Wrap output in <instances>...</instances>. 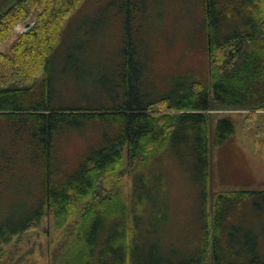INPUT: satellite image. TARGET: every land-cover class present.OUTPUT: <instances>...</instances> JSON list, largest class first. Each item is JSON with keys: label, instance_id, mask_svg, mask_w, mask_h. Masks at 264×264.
<instances>
[{"label": "trees", "instance_id": "1", "mask_svg": "<svg viewBox=\"0 0 264 264\" xmlns=\"http://www.w3.org/2000/svg\"><path fill=\"white\" fill-rule=\"evenodd\" d=\"M84 1L9 0L0 8L2 43L34 6L41 7L36 23L14 41L10 53L0 52V158L12 144L26 147L35 182L17 188L39 195L32 212L0 223V264H13L15 257L2 244L15 235L20 241L44 217L56 230L66 225L52 264H264L257 251H222L228 221L264 191L210 192L211 144L233 140L237 121L220 117L211 132L207 112L264 110V0H199L208 58L205 80L190 79L176 93L145 102L127 83L121 93L116 88V93L88 96L96 97L95 106H61L50 82V59L66 21ZM129 9L122 10L124 18ZM122 25L129 29L126 19ZM124 35L122 56L129 64L132 33ZM130 77L126 72L128 82ZM71 140L82 146L73 155L67 150ZM169 152L185 164L198 217L188 238L170 242L175 250L163 243L166 249L158 252L160 246L146 234L153 219L165 227L166 218L152 208L149 195L157 187L152 172L162 163L158 159ZM125 171L130 175L127 192L118 179Z\"/></svg>", "mask_w": 264, "mask_h": 264}, {"label": "rangeland", "instance_id": "2", "mask_svg": "<svg viewBox=\"0 0 264 264\" xmlns=\"http://www.w3.org/2000/svg\"><path fill=\"white\" fill-rule=\"evenodd\" d=\"M7 2L0 0V8ZM198 4L199 0H85L66 21L61 41L51 55L49 77L56 104L95 106L92 98L96 97L88 96L119 90L121 93L127 83L145 102L176 93L177 87L190 79L205 80L208 58ZM125 8H130L127 18L122 14ZM40 10L41 7L34 6L28 18L14 26L10 38L0 43V52L10 53L14 41L24 33L25 23L32 22ZM124 19L129 29H124ZM126 31L132 33L128 40L134 50L129 64L122 56ZM126 72L131 73L129 82ZM207 112L211 132L220 117L230 116L237 121L233 140L220 147L211 144L210 192L264 191V110L251 113L212 108ZM80 143L68 142L70 155L82 147ZM27 151L26 147L12 144L0 158V223L11 221L16 214L32 212L39 201V195L17 188L35 182L36 173ZM158 161L162 163L152 172L157 187L149 196L153 195L152 208L165 216V227L157 218L153 219L146 236L150 243L160 246L159 252L166 249L163 243L181 240L176 237L188 238L189 226L198 216L196 192L184 175L183 160L169 152ZM129 177L126 171L118 176L126 183L124 192L128 190ZM146 209L150 211L151 207ZM240 212L228 221V239L223 241L222 251L228 255L257 251L264 261V196L256 195ZM65 227L56 230L53 221L44 217L39 227L24 234L20 241L15 235L1 248L15 255L13 264H52V252ZM170 247L175 250L173 243ZM13 249L16 251L11 253Z\"/></svg>", "mask_w": 264, "mask_h": 264}, {"label": "water", "instance_id": "3", "mask_svg": "<svg viewBox=\"0 0 264 264\" xmlns=\"http://www.w3.org/2000/svg\"><path fill=\"white\" fill-rule=\"evenodd\" d=\"M35 23H36V18H34V20L32 22H26L25 23V30H24V32L25 33H28Z\"/></svg>", "mask_w": 264, "mask_h": 264}]
</instances>
